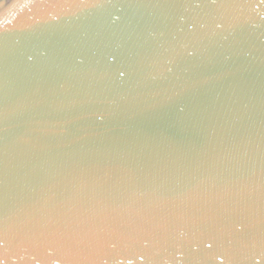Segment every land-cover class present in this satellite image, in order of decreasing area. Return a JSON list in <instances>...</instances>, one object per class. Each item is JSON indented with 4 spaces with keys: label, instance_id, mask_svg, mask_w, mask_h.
<instances>
[{
    "label": "water",
    "instance_id": "water-1",
    "mask_svg": "<svg viewBox=\"0 0 264 264\" xmlns=\"http://www.w3.org/2000/svg\"><path fill=\"white\" fill-rule=\"evenodd\" d=\"M0 264H264V0H0Z\"/></svg>",
    "mask_w": 264,
    "mask_h": 264
}]
</instances>
